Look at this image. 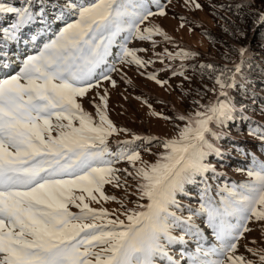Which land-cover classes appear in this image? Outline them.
<instances>
[{"label":"snow or ice","instance_id":"obj_1","mask_svg":"<svg viewBox=\"0 0 264 264\" xmlns=\"http://www.w3.org/2000/svg\"><path fill=\"white\" fill-rule=\"evenodd\" d=\"M171 3L56 0L52 20L64 26L42 46L39 34L32 35L35 54L19 58L10 47L50 13L45 0H24L20 7L0 3V15L14 16L0 28V71L19 64L0 77V264H264V161L252 155L245 183H211L226 175L220 169L231 149L222 142L237 120L249 119L233 93L247 87L250 47L226 42L227 50L219 52L226 63L209 53L201 62L200 53L180 47L152 23L168 14ZM183 6L205 9L200 0H183ZM207 7L233 39L246 38L238 21L264 26V0H207ZM178 19L181 29L190 23ZM134 40L148 47H129ZM161 43L179 50L157 51ZM155 64L162 67L140 71ZM117 65L135 66L146 80L167 86L170 96L177 94L180 107L156 101L171 104L170 115L136 97L150 117L172 124L174 135L132 133L110 119L109 91L101 88L105 81L117 87ZM172 78L181 82L173 86ZM121 79L132 84L124 74ZM248 135L264 147V126L250 125ZM189 186L199 190L195 208L182 203ZM109 203L118 207L104 206ZM200 218L215 238L211 247L204 246ZM189 240L196 244L192 251Z\"/></svg>","mask_w":264,"mask_h":264},{"label":"rangeland","instance_id":"obj_2","mask_svg":"<svg viewBox=\"0 0 264 264\" xmlns=\"http://www.w3.org/2000/svg\"><path fill=\"white\" fill-rule=\"evenodd\" d=\"M14 1L17 0H0V3H3L7 6H14ZM19 4L16 7H20L24 4V0H18ZM55 2L56 0H52V3H49L48 0H45V8L50 13V15L45 17V23L41 24V31L45 33V30L48 28V21H51V27L48 28L47 35L45 38L48 39L52 33L58 32L60 28L64 26L63 21L52 20V16L57 15L58 13L55 10ZM62 2V0H61ZM202 4H205L204 11H193L183 6V0H172V3L167 6V15L165 17H155L152 19V23L161 26L167 34L172 37V39L180 46L194 52L200 53L201 56L198 57L200 60L201 57L205 58L203 54L209 53L210 59L216 61V57H221L219 52L226 51L225 44L227 41L223 40L221 37L224 36L223 31V21L218 20L212 13V10L207 7V0H200ZM161 3H166V0H161ZM15 7V6H14ZM221 16H226L225 13H219ZM4 18L5 24H8L7 27L11 25V20H14V16L11 15H0ZM179 16H184L188 21L189 24L186 25L185 28H179ZM175 17V18H174ZM54 21V22H52ZM242 21H240L241 23ZM10 24V25H9ZM248 30L247 38L249 40L250 36L252 37L251 33L255 32V27H253V23L251 20L245 21L241 28ZM36 26V25H35ZM32 25L30 28H38ZM189 29H192L191 31ZM46 39V41H47ZM155 39L159 42L161 40L160 37H155ZM234 40V39H233ZM229 40L227 44H235V41ZM248 42V41H247ZM172 45V44H171ZM148 47L147 43L140 42V41H132L129 47ZM236 46V45H235ZM252 46V45H251ZM164 48H167V44L161 43L160 47L157 48V51H163ZM173 50H179L178 48L171 46ZM118 51V50H117ZM140 55L143 56L141 53ZM146 58V57H145ZM204 60V59H203ZM166 62V61H165ZM167 63V62H166ZM117 67L121 68V73H112L113 79L117 81V87L112 88L108 82H104L101 88H107L109 91V116L110 119L118 126L124 127L130 130L132 133L137 134H151L153 136H168L171 137L174 135L173 125L170 123H166L163 120H157L154 117H150L148 114V109L141 104L140 100H137L136 97H141L142 99H147L149 103L152 104L153 108L157 111H165L167 114H171V104H169L168 108H165L163 104L156 103L157 100H164V101H173L177 104V107H180L179 100L177 98V94L173 93L171 96L169 95L168 91L165 88H161L160 86L156 85L152 81L146 80L143 76L139 74V71L135 68V66L127 67V66H120ZM162 65L155 64L149 67L146 70V73H151L153 71H158ZM121 74L126 75L127 79L132 81V84L129 85L125 83L123 79H121ZM169 74L160 72L159 78L161 79H168ZM181 80L179 78H172L170 83L175 86L179 84ZM97 90L93 89L90 95L94 94ZM127 97V99H125ZM85 109L90 113H95V109L89 105H84ZM183 110V109H181ZM230 137H233V134L230 132ZM130 136H125L121 134L120 139H130ZM251 139V138H250ZM254 140L252 139V142ZM115 147V145H113ZM145 159H148L147 153H143ZM263 157L260 156L259 161H264ZM236 162L234 159H229V162L224 163L227 166V171L225 168L220 169V171L226 173V176L229 179H223L221 184L228 183L229 185L232 183H245L248 180L247 176V168L239 169H231V163ZM125 165H121L123 167ZM222 186V185H221ZM196 188V187H195ZM106 191L109 193H115V189H112L111 186H106ZM197 197H183L182 201H184L185 205H190L195 208V202ZM134 199V198H133ZM94 207H99V205H93ZM105 207L112 209L118 207V205L114 203L105 204ZM132 205H129L131 207ZM72 211H77V209L73 208ZM202 219H197V223L201 225L204 229V237L209 238L210 233H212L211 229L205 228L204 224L202 223ZM207 240V239H206ZM205 240V241H206ZM204 241V242H205ZM196 246L194 241L189 240L187 249L188 251L192 250V247ZM243 250V249H241Z\"/></svg>","mask_w":264,"mask_h":264},{"label":"trees","instance_id":"obj_3","mask_svg":"<svg viewBox=\"0 0 264 264\" xmlns=\"http://www.w3.org/2000/svg\"><path fill=\"white\" fill-rule=\"evenodd\" d=\"M225 14H227L226 16L230 15L228 13ZM237 23L240 27H242L245 21H242L241 23L238 21ZM245 26L246 25H244V30ZM253 27H255L254 24ZM245 33L246 38H236L233 40V38L227 34H224V36L221 37L227 42H229V40L235 41V44H232V46L235 48L247 44L250 47L251 54V58L244 68V71L247 75V87L245 88L242 86L241 90L233 93L236 98L243 102V106L248 109L247 115L249 116V119L247 121L237 120L230 129L234 139L228 136L226 140L222 142L225 149H231V154L224 161V163L229 162V159H234L236 161L231 163L232 166L230 170L235 168L239 170L249 167V165H251L252 155H254L256 159H258L260 156L263 157L262 159H264V147L261 146V142L248 135V128L250 125L253 127L256 125L264 126V115L261 114V109H264V26H257L255 32L251 33L252 37L250 36L249 40L247 38L248 30H245ZM171 46V44H167L168 51H178L173 50ZM203 59L205 58L201 57L200 61L203 62ZM216 59L217 60L215 62L218 64L222 65L226 63L222 57L217 56ZM231 59H237V54L232 53ZM176 63L179 62L177 61ZM205 83H207L209 87L212 86L211 81H205ZM209 96H211V93H209ZM252 139L254 140L253 142ZM153 151L157 152L159 150L153 149ZM244 153H249L250 155H244ZM147 155L148 159L150 158L149 161H154V156L150 154ZM210 159L214 164L216 163V159L214 157H210ZM223 168H225L227 171V166H224ZM227 176L224 175L218 180L211 181L213 187L215 188L216 185H223L221 182H223V178ZM189 191L191 195L197 193V201L195 202V206H198L199 190L193 186H189Z\"/></svg>","mask_w":264,"mask_h":264},{"label":"bare ground","instance_id":"obj_4","mask_svg":"<svg viewBox=\"0 0 264 264\" xmlns=\"http://www.w3.org/2000/svg\"><path fill=\"white\" fill-rule=\"evenodd\" d=\"M55 21V20H54ZM54 21H52V22H54ZM55 23V22H54Z\"/></svg>","mask_w":264,"mask_h":264}]
</instances>
